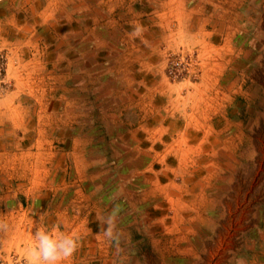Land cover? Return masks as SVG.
Here are the masks:
<instances>
[{"label": "crops", "instance_id": "1", "mask_svg": "<svg viewBox=\"0 0 264 264\" xmlns=\"http://www.w3.org/2000/svg\"><path fill=\"white\" fill-rule=\"evenodd\" d=\"M133 3L137 4L132 10ZM139 5L130 0H0V49L5 48L11 58L7 76L15 80L14 88L0 98V132L8 125L16 129L23 122L25 105L20 95L45 94L37 87L33 92L18 86L19 78L27 73L39 78L34 74L37 68L31 65L29 71L27 65L50 64V69L41 70L51 86L42 104L49 113L43 120L47 134H42L39 146L43 141L53 142L48 133L53 132L61 135L55 138L60 148L66 130H72L75 133L65 141L64 155L70 161L78 160L75 171L84 175L91 172L89 143L107 142L114 148L112 157L121 151L125 157L127 152L128 177L139 186L137 191H128L127 205L135 215H117L115 211L118 242L103 236L106 219L114 210L99 208L88 220L90 227L77 232L78 249L65 264H135L133 259L148 247L159 248L161 256H169L175 252L167 251L168 237L178 243L181 250L176 252L194 255L193 244L184 241L193 239L199 212L217 205L214 182L220 168L209 166L208 160L216 151L219 156L221 151H232L233 137L241 134L239 123L227 117L232 80L228 81L226 65L232 60L224 56L216 61V50L224 47L232 53V43L245 30L227 25L225 18L217 20L209 14L195 17L200 10L184 7L183 0L177 6L167 5V0H158L154 8L147 4L151 9L144 8L141 14L149 18L137 20L134 8ZM230 27L233 31H228ZM194 45L202 63L197 80L168 78L164 73L166 52ZM92 117L96 127L111 128L112 138L103 130L105 141L88 134ZM34 134L17 142L31 146L37 142ZM24 157L23 151L14 153L10 169L32 167L20 162ZM16 190L24 199V187ZM5 197L10 206V196ZM34 198L33 202L40 205ZM11 208L19 210L21 203ZM0 220L15 223V228L32 224L20 228L22 233L16 237L19 240L30 230L32 245L35 226H49L59 218L52 221L51 215L34 212L15 216L1 213ZM1 235V240L8 238L4 231ZM18 240L15 251L23 260L18 264H28L29 246L21 247ZM8 253L0 254L4 264H9Z\"/></svg>", "mask_w": 264, "mask_h": 264}, {"label": "rangeland", "instance_id": "2", "mask_svg": "<svg viewBox=\"0 0 264 264\" xmlns=\"http://www.w3.org/2000/svg\"><path fill=\"white\" fill-rule=\"evenodd\" d=\"M133 1L140 2L139 7L134 8L137 20L149 18L146 13L141 14L144 8L151 9L158 4V0H130ZM180 2L181 0H167V5L177 6ZM135 4L137 3L130 5L132 10ZM183 6L199 9L200 13L195 17H207L209 14L217 20L225 18L227 25H238L245 30L239 34L237 42L232 43V53L229 52V48L224 47L216 50V61L223 60L224 56L226 59L231 57L232 60L226 65L228 81L232 80L230 95L232 100L227 117L239 123L238 129L241 130V134L233 137L232 151L225 153L221 151V156L216 151V157L214 155L208 160L211 163L209 166L220 168L218 179L214 182L217 185V194L213 200L217 205L203 208L204 210L199 212V223L193 225V239L184 241L193 244L194 255L176 252L175 250H181L177 247L178 243L168 237L167 251L175 253L161 256L159 248L148 247L133 261L137 262L135 264H145L148 261L149 264H159L161 260L163 264H264V0H183ZM204 26L209 27L208 24ZM230 29L232 28L230 27L228 31ZM5 51V48L0 49V98L5 97V94L14 88L15 83V80L7 76L9 75L7 63L11 58ZM175 61L178 62L176 67L173 66ZM9 64L15 66L14 62ZM31 65L37 68L38 72L35 71L34 74L35 77L38 75V80L32 78V72L27 73L24 78H19L18 82H21L18 86L24 90L37 87L45 94L37 92L38 97L20 95L19 99L23 100L25 105L23 112L21 111L23 122L20 127L17 125L16 129L9 125L4 126L6 129L0 132V214L3 216L8 213L15 216L19 213L30 215L34 212L45 216L51 215L52 221L57 218L59 220L51 222L49 226L40 223V226H46L48 229L52 227L53 230L58 227L61 232L74 235L86 226L90 227L88 220L99 208L104 207L105 211L115 210L117 215L134 214L133 208L127 205L130 201L128 191L130 189L137 191L139 186H134L132 179L128 177L130 171L127 166V152L125 157L121 155L122 151L112 157L111 148L114 149L112 144L89 143L91 172L87 171V175H83L80 167L78 168L81 174L75 171V165L79 161H70L64 155L67 145L65 141L75 133L72 130H66L64 146L60 144L62 145L60 148L55 138L61 135L53 132H48L53 142L43 141L39 146L42 134H47L43 120H46L49 113L45 109L46 104H42L49 97L48 87L51 86L49 84L51 80L41 70L50 69V64H47V67L44 63L28 64L27 70L31 71ZM201 67L199 49L196 45L184 47L182 50H168L165 54L164 73L172 80L196 81ZM220 67H224V62H221ZM35 91L33 89V92ZM94 120L93 117L88 120L91 125L88 134L105 141L107 134H104V138L102 135L105 132L111 135V128L103 129L100 126L98 128L94 125ZM100 129L105 132H99ZM32 133H35L33 137L34 140L37 138V142H32L31 146L26 147L19 145L17 141L24 140ZM110 137L112 138V135ZM94 147L98 151L94 150ZM120 148L123 149L122 145ZM20 151L25 155L23 159L20 158V162L26 161L27 167H32L28 169L24 167V171H15L10 169L12 156ZM33 152L34 156L31 155ZM95 155L98 156L96 159ZM23 187L24 199L26 198L24 202L23 196L16 190ZM6 195L12 200L10 206ZM34 196V200L40 205L33 202ZM17 202L21 203V208L19 210L11 208ZM170 213L168 211L167 215ZM8 225L9 228L4 231L8 238L1 240L4 236L1 235L2 232L0 233V247H5L2 248L3 251L0 249V254L5 256L9 250L7 257L9 264H18L23 260L15 251L18 240L16 237L22 233L20 228L32 227V224L22 223L17 225L19 228H15V223ZM31 232L29 230L18 240L21 247L25 245L30 249ZM4 263L6 260L0 257V264Z\"/></svg>", "mask_w": 264, "mask_h": 264}, {"label": "clouds", "instance_id": "3", "mask_svg": "<svg viewBox=\"0 0 264 264\" xmlns=\"http://www.w3.org/2000/svg\"><path fill=\"white\" fill-rule=\"evenodd\" d=\"M114 214L110 213L106 219L103 236L112 242H118L119 234L114 222ZM8 224L0 220V232L7 231ZM78 237L72 233H64L59 228L48 229L35 226L33 244L27 259L28 264H65L78 249Z\"/></svg>", "mask_w": 264, "mask_h": 264}, {"label": "built area", "instance_id": "4", "mask_svg": "<svg viewBox=\"0 0 264 264\" xmlns=\"http://www.w3.org/2000/svg\"><path fill=\"white\" fill-rule=\"evenodd\" d=\"M177 65H178V62H177V61H175L173 66H175V67H176Z\"/></svg>", "mask_w": 264, "mask_h": 264}]
</instances>
